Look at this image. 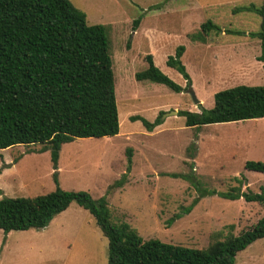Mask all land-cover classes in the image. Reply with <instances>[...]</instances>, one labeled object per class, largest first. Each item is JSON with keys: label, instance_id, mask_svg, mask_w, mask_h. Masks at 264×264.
<instances>
[{"label": "rangeland", "instance_id": "1", "mask_svg": "<svg viewBox=\"0 0 264 264\" xmlns=\"http://www.w3.org/2000/svg\"><path fill=\"white\" fill-rule=\"evenodd\" d=\"M69 1L88 25L107 28L118 134L62 145L56 171L44 145L0 150V199L49 193L57 172L61 189L104 197L112 223L128 224L143 240L197 249L264 217L256 203L220 197L240 180L242 191L264 185V174L244 167L264 163V118L193 128L181 114L211 109L219 91L264 84L259 40L247 35L259 31L260 18L234 12L261 0ZM206 21L225 33L202 37ZM179 46L189 85L166 65ZM147 55L179 92L135 79ZM107 247L95 219L76 203L43 229L0 230V264H106ZM234 264H264V238L237 253Z\"/></svg>", "mask_w": 264, "mask_h": 264}, {"label": "trees", "instance_id": "2", "mask_svg": "<svg viewBox=\"0 0 264 264\" xmlns=\"http://www.w3.org/2000/svg\"><path fill=\"white\" fill-rule=\"evenodd\" d=\"M234 12L255 13L259 31L248 33L258 39L264 72V0L258 7L248 5ZM201 36L221 33L220 27L206 21ZM227 33V31H226ZM245 35V33H244ZM201 42L205 38H200ZM109 38L103 25H88L86 15L69 0H0V150L13 146L44 145L53 169L59 152L74 139L105 138L118 134ZM183 46L176 48L166 65L190 84L181 62ZM147 68L135 74L137 81H150L179 92L181 87L164 75L145 57ZM199 112H182L186 127H201L264 118V84L236 86L214 94V106ZM142 120L150 129V124ZM130 154V152H129ZM131 155V154H130ZM129 155V156H130ZM245 169L264 174V163L247 161ZM55 189L35 197L0 199V230H40L58 214L76 203L95 219L108 241L106 264H234L237 253L264 238V217L238 235L230 234L207 248L197 249L143 240L128 224L109 219L104 197L93 199L83 191ZM220 194L221 198L256 203L264 209V185L258 193L242 182ZM188 212V208H187ZM232 228V226H230Z\"/></svg>", "mask_w": 264, "mask_h": 264}, {"label": "water", "instance_id": "3", "mask_svg": "<svg viewBox=\"0 0 264 264\" xmlns=\"http://www.w3.org/2000/svg\"><path fill=\"white\" fill-rule=\"evenodd\" d=\"M194 102H195V104H196V105H198V104H199V101H198V100H196L195 98H194Z\"/></svg>", "mask_w": 264, "mask_h": 264}, {"label": "crops", "instance_id": "4", "mask_svg": "<svg viewBox=\"0 0 264 264\" xmlns=\"http://www.w3.org/2000/svg\"><path fill=\"white\" fill-rule=\"evenodd\" d=\"M199 102H201V101H199Z\"/></svg>", "mask_w": 264, "mask_h": 264}]
</instances>
